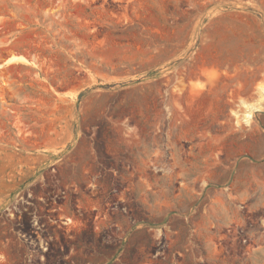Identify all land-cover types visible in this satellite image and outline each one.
I'll list each match as a JSON object with an SVG mask.
<instances>
[{"label":"rangeland","instance_id":"374dc122","mask_svg":"<svg viewBox=\"0 0 264 264\" xmlns=\"http://www.w3.org/2000/svg\"><path fill=\"white\" fill-rule=\"evenodd\" d=\"M262 247L264 0H0V264Z\"/></svg>","mask_w":264,"mask_h":264},{"label":"bare ground","instance_id":"6f19581e","mask_svg":"<svg viewBox=\"0 0 264 264\" xmlns=\"http://www.w3.org/2000/svg\"><path fill=\"white\" fill-rule=\"evenodd\" d=\"M14 62L28 63V61L23 57H11L10 59H8L5 62V64H10V63H14Z\"/></svg>","mask_w":264,"mask_h":264},{"label":"crops","instance_id":"0c3cea01","mask_svg":"<svg viewBox=\"0 0 264 264\" xmlns=\"http://www.w3.org/2000/svg\"><path fill=\"white\" fill-rule=\"evenodd\" d=\"M259 186H260V185H259ZM258 254L264 256V247L260 248ZM263 261H264V257H263Z\"/></svg>","mask_w":264,"mask_h":264}]
</instances>
